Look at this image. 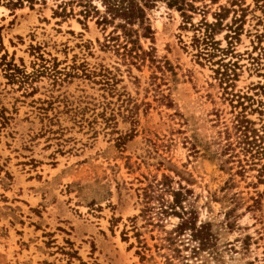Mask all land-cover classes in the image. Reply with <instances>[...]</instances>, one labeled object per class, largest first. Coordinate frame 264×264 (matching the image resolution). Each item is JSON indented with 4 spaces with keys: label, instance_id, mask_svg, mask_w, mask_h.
Wrapping results in <instances>:
<instances>
[{
    "label": "rangeland",
    "instance_id": "374dc122",
    "mask_svg": "<svg viewBox=\"0 0 264 264\" xmlns=\"http://www.w3.org/2000/svg\"><path fill=\"white\" fill-rule=\"evenodd\" d=\"M105 11L0 0V264H264V0Z\"/></svg>",
    "mask_w": 264,
    "mask_h": 264
},
{
    "label": "trees",
    "instance_id": "16d2710c",
    "mask_svg": "<svg viewBox=\"0 0 264 264\" xmlns=\"http://www.w3.org/2000/svg\"><path fill=\"white\" fill-rule=\"evenodd\" d=\"M105 6V14L98 20L99 25L115 24V29H122L127 36H132L136 25H143L146 20V9L160 0H101ZM144 2V3H143ZM99 12V10H97ZM148 30L150 28L148 27ZM134 42V41H132ZM131 42V43H132Z\"/></svg>",
    "mask_w": 264,
    "mask_h": 264
}]
</instances>
